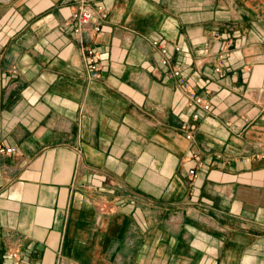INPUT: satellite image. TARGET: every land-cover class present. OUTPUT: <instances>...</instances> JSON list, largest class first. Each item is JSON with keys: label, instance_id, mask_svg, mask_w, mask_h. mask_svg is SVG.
Wrapping results in <instances>:
<instances>
[{"label": "crops", "instance_id": "crops-1", "mask_svg": "<svg viewBox=\"0 0 264 264\" xmlns=\"http://www.w3.org/2000/svg\"><path fill=\"white\" fill-rule=\"evenodd\" d=\"M102 5L79 40L72 0H0V264H264V0Z\"/></svg>", "mask_w": 264, "mask_h": 264}, {"label": "built area", "instance_id": "built-area-1", "mask_svg": "<svg viewBox=\"0 0 264 264\" xmlns=\"http://www.w3.org/2000/svg\"><path fill=\"white\" fill-rule=\"evenodd\" d=\"M72 10L69 13L67 23L74 25L73 33L80 40L83 34H98L102 31L103 25L107 19V12L102 5V0H72ZM215 39L219 38L218 33H214ZM152 46L158 52L160 56V65L164 69L165 75L169 79H173L177 87L184 93L187 106L189 108H197L204 113H211L210 105L201 97L197 96L189 89V85L181 74L179 67L172 64V55L169 48L164 43L154 41ZM175 52L179 49L174 47ZM209 49L205 47L203 50L204 55H208ZM83 59L85 62V75L88 79H97L100 76V66L98 64V57L96 52L90 47H84L82 49ZM215 73L220 77L225 75L223 58L219 56L218 64L215 67ZM199 120L197 114H193L191 121L182 125L181 129L185 134V139L191 141L193 133L196 129V124ZM18 150L16 147H7L0 142V156L10 157L17 155ZM259 157L264 159V151L260 153ZM192 159H197V155H193ZM200 166V162L193 168L188 169L187 176L190 180L196 177V170ZM81 188H88L85 185H81ZM4 262L7 264H21V256L18 251H9L2 256Z\"/></svg>", "mask_w": 264, "mask_h": 264}, {"label": "rangeland", "instance_id": "rangeland-1", "mask_svg": "<svg viewBox=\"0 0 264 264\" xmlns=\"http://www.w3.org/2000/svg\"><path fill=\"white\" fill-rule=\"evenodd\" d=\"M2 261H4L3 258H2ZM5 263H6V262H5ZM6 264H7V263H6Z\"/></svg>", "mask_w": 264, "mask_h": 264}]
</instances>
